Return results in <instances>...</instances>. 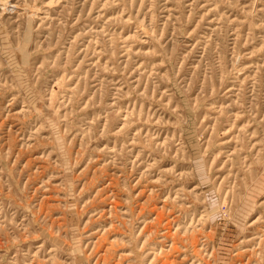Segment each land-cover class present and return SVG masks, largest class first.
Returning <instances> with one entry per match:
<instances>
[{"label":"rangeland","instance_id":"obj_1","mask_svg":"<svg viewBox=\"0 0 264 264\" xmlns=\"http://www.w3.org/2000/svg\"><path fill=\"white\" fill-rule=\"evenodd\" d=\"M0 264H264V0H0Z\"/></svg>","mask_w":264,"mask_h":264}]
</instances>
